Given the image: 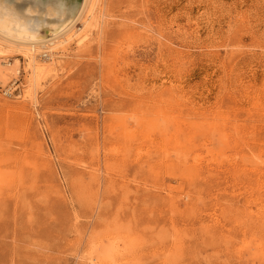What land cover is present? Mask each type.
I'll use <instances>...</instances> for the list:
<instances>
[{
  "label": "rangeland",
  "instance_id": "1",
  "mask_svg": "<svg viewBox=\"0 0 264 264\" xmlns=\"http://www.w3.org/2000/svg\"><path fill=\"white\" fill-rule=\"evenodd\" d=\"M93 4L2 47L0 264H264V0Z\"/></svg>",
  "mask_w": 264,
  "mask_h": 264
},
{
  "label": "bare ground",
  "instance_id": "2",
  "mask_svg": "<svg viewBox=\"0 0 264 264\" xmlns=\"http://www.w3.org/2000/svg\"><path fill=\"white\" fill-rule=\"evenodd\" d=\"M93 2L94 0H82L80 8L70 24L59 33L53 34L47 39L33 37L20 19L11 17L7 10L0 7V58L3 54V46L13 49L12 51H17L26 61L32 87H36L53 69V63L46 64L44 61L40 62L38 56L44 57L46 61L53 60L51 58L53 57V53H56L61 46L66 45L72 40L75 35L72 32L77 23L81 22L82 29L91 27L90 20H92L91 13L94 9ZM58 11V9L56 11V9L51 8L49 16H54ZM80 30L81 28L78 31ZM17 68V60L13 63H8L1 58L0 79L4 80L8 76L17 74Z\"/></svg>",
  "mask_w": 264,
  "mask_h": 264
},
{
  "label": "water",
  "instance_id": "3",
  "mask_svg": "<svg viewBox=\"0 0 264 264\" xmlns=\"http://www.w3.org/2000/svg\"><path fill=\"white\" fill-rule=\"evenodd\" d=\"M82 0H0V7L21 20L38 39L50 37L66 28L77 14ZM53 8L59 10L49 16Z\"/></svg>",
  "mask_w": 264,
  "mask_h": 264
}]
</instances>
